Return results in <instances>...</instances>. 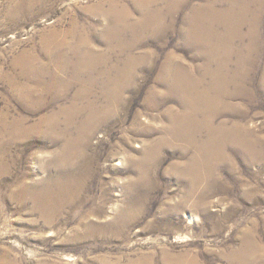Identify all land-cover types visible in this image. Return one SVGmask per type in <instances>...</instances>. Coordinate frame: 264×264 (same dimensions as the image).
I'll return each instance as SVG.
<instances>
[{"label":"rangeland","instance_id":"374dc122","mask_svg":"<svg viewBox=\"0 0 264 264\" xmlns=\"http://www.w3.org/2000/svg\"><path fill=\"white\" fill-rule=\"evenodd\" d=\"M243 2L0 0V264H264V161L227 147L196 183L179 137L229 83L195 121L264 139V0Z\"/></svg>","mask_w":264,"mask_h":264},{"label":"bare ground","instance_id":"6f19581e","mask_svg":"<svg viewBox=\"0 0 264 264\" xmlns=\"http://www.w3.org/2000/svg\"><path fill=\"white\" fill-rule=\"evenodd\" d=\"M235 1H236V4H235ZM243 1L242 2H239L237 0H229L230 9L227 11L228 13L225 14L226 17H228L229 19H234V18L238 17L239 19H242V21H243V19L245 20L246 15H248L250 12H253V11L251 10L250 5H247V4L245 5V3ZM200 14H202V13H200ZM234 23H235V21H234ZM236 24H237V22L235 24L230 23V25H229L230 26V29L228 31V35L225 37V41H226L225 45H226V48L228 50V53H230V51L233 50V46H234V44L236 42V37H235V34L234 33H236L237 30H241V29H239L238 24L237 25ZM247 36H248V34H247ZM220 40H222V39L220 38ZM223 49H225V47ZM230 56H231V53H230ZM236 74H237V72H236ZM245 74H247V73H245ZM229 81L231 83V80H229ZM215 84H217V83H215ZM219 85H221V84H218V86ZM240 85H242V84H240ZM227 86H230V84L228 83L226 85H221L220 86V88H221L220 90H218L216 88V95L214 96L213 99H208L207 100L200 93L194 95V97L189 98V102L191 103V106H192V110L190 109L191 110V113L189 115L190 117L187 116V118H186L189 123H187L188 124L187 125V128L184 131H182L183 133L179 137L180 138H186V139H188L186 141L187 142H190L189 144H193L194 147H195L196 154L194 153V156H195L196 159L194 158L195 161L192 160L194 162H191L190 163L191 165H189L190 166V172L189 173L190 174L192 173V175H194V178H195L196 183H197V181L200 182V181H204V180L208 179L209 178V175H210L209 172H207V171L204 172V173H202L200 171V168H201V170L203 168H206V167L207 168H211L212 164L215 163V159L216 158H219V160L225 159V155H224L223 150L225 148H227V147H233V148H235L234 149L235 154H237V156L240 158L241 162L243 164H245V167H248V166H250L251 164H254L257 161H264V139L263 138H254L255 136L253 137V135L250 132H248L244 127L242 128V127H240L238 125H234V126L227 127V125L224 123V124H221V127L220 128H217V129H216V127L214 128L211 123L213 122L212 119H214V117L216 116V114H213V115H211L209 117H206V118H208L207 119V122H205L206 124H200L199 122H197V120L195 121V119L197 117V112H199L198 109L196 110L197 105H201L202 106V104H206V105H208V107H211V108L213 106H219V105H221V103L224 101V95H226L225 92H227V90H226ZM236 88H238V87H236ZM183 89H185V88H183ZM65 90H67V89H65ZM260 92H264V84L263 83L260 84ZM110 107H108L107 109H109ZM203 107H204V105H203ZM215 109H216V107H215ZM98 117H99V115H98ZM181 124H183V123H181ZM190 126H191V128H189ZM203 129H205L207 131L209 130V131L208 132L207 131H202ZM248 130H250V129H248ZM204 132H206L207 134H209L207 136L208 138L204 140V143L198 145L197 144L198 140H196V139L198 137H201L203 135L202 133H204ZM84 141H85V139H84ZM85 146H87V144ZM259 146H261V148L259 150H257L256 147H259ZM80 147H81V145H80ZM82 157H83V155H82ZM189 180H191L190 177H189ZM191 183H193V182H191ZM189 195H191V192L189 193ZM175 210H178V209H175Z\"/></svg>","mask_w":264,"mask_h":264}]
</instances>
